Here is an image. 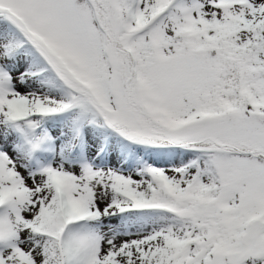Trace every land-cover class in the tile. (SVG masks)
Here are the masks:
<instances>
[{
    "label": "snow or ice",
    "instance_id": "6c2138e0",
    "mask_svg": "<svg viewBox=\"0 0 264 264\" xmlns=\"http://www.w3.org/2000/svg\"><path fill=\"white\" fill-rule=\"evenodd\" d=\"M0 264H264V0H0Z\"/></svg>",
    "mask_w": 264,
    "mask_h": 264
}]
</instances>
